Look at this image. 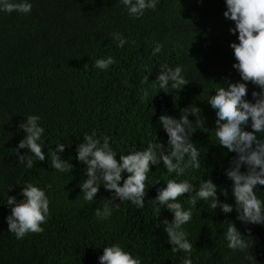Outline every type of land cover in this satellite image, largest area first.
Instances as JSON below:
<instances>
[{"label": "trees", "instance_id": "16d2710c", "mask_svg": "<svg viewBox=\"0 0 264 264\" xmlns=\"http://www.w3.org/2000/svg\"><path fill=\"white\" fill-rule=\"evenodd\" d=\"M32 3L28 15L0 12V264H99L101 246L112 243L139 255L143 264H181L185 254L171 252L161 221H171L173 214L164 208L159 217L148 202L173 176L162 164L158 170L153 166L146 181L145 208L124 202L120 212L99 221L94 211L103 207L111 193L101 186L95 203L83 199L79 184L86 178L85 166L76 159V146L83 142L84 133L93 130L108 138L117 154L133 146L140 149L150 141L166 146L160 115L180 118L181 110L193 103L206 120L192 138L202 154L201 168L190 170L187 178L196 184L205 175L218 189L228 188L227 200L220 199L233 206L231 213L219 207L213 213L201 201L193 210L185 228L193 244L194 264H264V226L237 219L232 182L223 172L236 154L217 144L215 110L206 102L220 86L217 83L241 81L230 47L232 42L239 43L238 32H230L235 22L224 16L225 0H161L156 10H148L139 20L130 18L118 0ZM112 32L123 33L128 40L124 48L111 41L108 34ZM156 43L164 47L152 56ZM107 56L117 62L106 71L93 67L95 59ZM165 64L182 65L190 83L168 93L151 89L142 98L145 76L155 80ZM259 90L249 82L246 99L252 100V92ZM31 114L39 115L45 128V153L58 143L71 142L61 154L73 164L71 173L52 169L47 156L41 162L34 160L30 169L19 165L13 150L26 135L20 123ZM250 123L246 131H252ZM20 154L27 155L28 150L20 149ZM157 180L161 182L150 187ZM25 182L46 189L51 217L42 225V233H30L18 241L5 222L10 214L5 193L22 199ZM257 187L264 191V186ZM178 199L188 206L186 198ZM228 222L235 223L246 238L251 229L250 254L255 259L245 260L244 253L228 249L223 236Z\"/></svg>", "mask_w": 264, "mask_h": 264}, {"label": "clouds", "instance_id": "9594fccd", "mask_svg": "<svg viewBox=\"0 0 264 264\" xmlns=\"http://www.w3.org/2000/svg\"><path fill=\"white\" fill-rule=\"evenodd\" d=\"M160 2L161 0H118L117 4L123 5L130 18L139 20L148 10H156ZM225 4V18L235 22L230 32L232 35L238 32L239 43L232 42L230 47L234 50L237 61L233 68L238 71L242 82L226 79L223 84L217 83L220 86L206 102L215 110L217 144L236 154L223 172L232 182L231 194L235 199L237 219L246 225L264 226V196L261 195L264 191L257 187L264 186V0H225ZM32 8V0H0V12L3 13L28 15ZM108 35L118 48H124L128 43L121 32ZM163 47L156 43L151 55L157 56ZM116 62L113 56L102 57L95 59L93 67L106 71ZM249 82L260 89L252 92V100L246 99ZM189 83L182 65L173 67L165 64L160 66V73L155 80L150 81L149 76H145L142 84L146 87L141 88L140 93L145 98L151 89L159 88L160 92L168 93L184 89ZM201 112L202 109L193 103L181 110L180 118L160 115L158 123L168 137L166 146L159 141H150L140 149L133 146L131 151L117 154L108 138H101L95 130L91 134L84 133L83 142L76 146V159L85 166L83 172L86 178L79 184L83 199L89 204L95 203L101 186L111 193L103 207H97L94 211L95 218L99 221L108 220L114 212H120L124 202H130L136 209L145 208L148 189L146 181L153 166H157L158 170L162 164L166 172L173 176L164 182L166 186L157 189V196L148 202L153 205L159 217L164 208L173 214L171 221H161L168 243L172 245L171 252L185 254L181 257V264H194L193 244L185 225L192 220L193 210L199 202L206 203L213 213L218 207L225 214L233 212V206L225 202L229 197L228 188L218 189L212 179L203 178L205 175L196 184L187 178L190 170L201 168L202 154L192 139L197 130L205 126L206 118H201ZM189 116H194L195 120H190ZM250 121L252 131H246ZM19 129L26 133L13 150L19 165L30 169L34 160L41 162L47 156L55 171L64 174L72 172L73 164L61 156L66 148L72 146L71 142L58 143L55 148H47L45 153V128L39 115L25 116ZM20 149H27L28 154L21 155ZM242 168L245 170L242 171ZM125 173L126 177L123 175ZM160 182L157 180L150 187ZM22 185V199L8 195L7 191L5 193V204L10 208L5 222L8 232L18 241H22L30 233H42V225L51 217L46 189L32 182ZM185 193L189 195L185 197ZM181 197L186 198L187 207L178 199ZM248 233L249 238H246L235 223L228 222L223 236L228 249L244 253V259L251 261L255 257L250 254V242H253L250 228ZM101 247L103 254L98 257L99 264H143L139 255L125 250L119 243Z\"/></svg>", "mask_w": 264, "mask_h": 264}]
</instances>
